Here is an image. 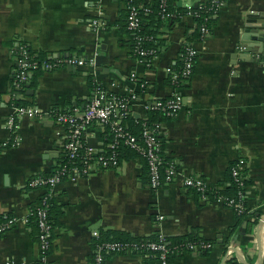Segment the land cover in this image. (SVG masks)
<instances>
[{"label":"crops","instance_id":"crops-1","mask_svg":"<svg viewBox=\"0 0 264 264\" xmlns=\"http://www.w3.org/2000/svg\"><path fill=\"white\" fill-rule=\"evenodd\" d=\"M188 1L197 8L209 0ZM127 4L128 0H0V217L19 220L0 237V264L38 263V237L24 220L43 190L29 182L60 166L66 141L65 128L46 115L22 119V143L9 145L6 120L12 112L14 51L19 44L44 58L74 54L87 61L84 67L40 71L35 88L33 75L21 98L25 104L43 112L83 110L94 93L90 81H95L121 94L136 91L139 97L131 105L130 118L137 121L148 118V105L177 92L167 69L181 62L184 47L198 51L194 75L178 91L183 110L175 118L159 117L156 123L163 155L177 167L176 180L154 192L145 162L134 156L122 160L118 169L61 182L54 193L60 216L54 229L53 264H91L96 232H122L133 238L193 234L212 243L208 250L175 254L174 264H228L230 247L241 264H264V55L257 56V62L241 48L245 35L264 32V0H227L212 17L211 33L204 39L197 38L195 18L182 17L168 32L162 31L167 47L150 66L133 52L131 34L122 28ZM98 7L107 23L101 34L90 27ZM177 7L185 8L180 1ZM132 73L137 75L136 84L130 81ZM86 142L99 153L110 147L101 125L87 130ZM241 161L248 182L250 211L245 216L221 202H204L183 185L185 178L197 177L225 190L232 184V166ZM144 262L140 253L112 254L106 260Z\"/></svg>","mask_w":264,"mask_h":264},{"label":"built area","instance_id":"built-area-1","mask_svg":"<svg viewBox=\"0 0 264 264\" xmlns=\"http://www.w3.org/2000/svg\"><path fill=\"white\" fill-rule=\"evenodd\" d=\"M184 3L188 13L195 19L200 17V11L194 12V8L189 4L188 0H180ZM227 0H209L208 3L197 7L199 10H205L210 14V18L206 17L200 25L201 38L204 39L211 33V21L213 16L218 15L222 8L226 5ZM167 0H163L162 7H167ZM127 29L132 32L137 41L135 52L141 60L145 61V65H151L154 58L147 57L154 51H148L142 48L144 38L140 32L145 24V15H148L150 8L134 4L133 0H128L127 4ZM102 10L98 7V14L90 20L91 30L96 34H101L106 30L107 23L102 19ZM168 14L167 17H170ZM14 55L16 58V69L12 81V112L6 120V128L10 134L9 145L18 147L22 143L20 133L21 120L27 119H43L46 115L51 116L58 126L64 127L66 130V141L64 145V159L72 162L73 167L69 170L60 165L56 170V174L50 178L38 177L33 178L29 182V186L34 189L44 190V186L49 185L51 190L48 192L54 195L56 187L63 182V176L67 179L76 176L90 177L93 174L120 167L119 150L126 147L145 160L148 167L149 181L151 189L157 192L164 186L173 183L178 175V170L173 162L164 164L163 147L161 144V130L159 125L152 127L143 124L142 131L139 135L130 130L127 120L131 117V105L137 101L139 95L132 89L125 94L115 92L109 88L94 81V93L86 105L81 108L58 109L53 108L48 112H43L34 105H19L18 100L24 96L26 86L30 84L32 76L37 70L41 72H53L68 66L84 67L87 61L79 55H63L49 56L48 58L39 60L36 53H32L27 45L19 44ZM182 71L170 67L167 69L171 84L176 88L172 96L166 99L156 100L147 106V111L155 110L160 112V117L166 116L175 118L184 108L182 95L178 92L182 90L193 77L195 65L198 59V51L191 45L184 47ZM147 59V60H146ZM91 66L95 65L92 61ZM131 83L136 84L138 78L136 73H132L130 77ZM144 88V85H141ZM93 125H101L111 136L109 149L106 152L99 153L89 147L86 142V132ZM244 161L236 163L232 166L231 177L232 184L237 187L235 197L229 198L222 196L218 190L212 187L207 181L197 177H187L183 180V185L199 195L204 202H221L225 207L233 209L239 216H244L249 212L246 203L247 175L242 170L241 164ZM30 212H28L24 223H28ZM40 234L38 237L39 259L40 264H53L51 262V251L53 248L54 230L48 221V214L45 209L38 212ZM163 219V217H160ZM19 224V220L14 216H4L0 221V237L11 231ZM100 233H94L96 241L93 245V258L91 264H106L107 256L112 254H128L140 253L142 249L161 252L156 264H168L167 258L169 250L165 244L149 243L138 245L127 242H103L100 239ZM212 244L187 246L188 250H208ZM179 253L174 251V254ZM236 251L229 248L226 258L231 260L235 258Z\"/></svg>","mask_w":264,"mask_h":264},{"label":"trees","instance_id":"trees-1","mask_svg":"<svg viewBox=\"0 0 264 264\" xmlns=\"http://www.w3.org/2000/svg\"><path fill=\"white\" fill-rule=\"evenodd\" d=\"M179 1L180 0H167L168 6L164 9L162 7L163 0H151V1L149 0L146 2L144 0H133L134 4L137 5L138 7L144 6V7L150 8L151 10V12L148 15H145L144 17L145 24L143 25V28L140 32L141 36L144 38V41L142 43V48L148 51H154L152 54H150L147 57L148 59L156 58L158 54H160L161 50L167 47L166 41L162 39L163 32H165L164 30L168 32L176 22L180 21L182 17L189 14L186 8L177 7V3ZM193 11L194 12L200 11V17L195 19L197 23L196 35H197V38H200L201 36L200 25L206 17L210 18V14L205 10L203 11L197 8H194ZM174 13L176 14L175 17L173 16ZM168 14H171V16L167 17ZM125 17L127 18V11H126V15L124 16V18ZM209 21L212 22L213 18H211ZM121 25H122V28H125L126 31L131 34L130 37H131V42H132V48H133V52H135L137 41L135 40L134 34L127 29L126 20L124 23H121ZM43 59L45 58L40 55L39 60L42 61ZM181 59H182L181 62H178L177 65L174 66V68L180 72L182 71L183 63H184L183 57H181ZM39 74H40V70H37L34 73L33 82L31 84L32 88L36 87V82H34V80L36 79L35 77H37ZM90 86L92 89L95 88L93 81L92 82L90 81ZM182 87L184 88L185 86H182ZM17 103L19 105L21 104L27 105L22 100H18ZM147 114H148V118L145 121L143 120L137 121L134 118L133 119L129 118L127 120L128 122L127 124L129 125L130 130L133 133L139 135L142 131L143 124H148L152 127H155L160 117V112L155 111V110H151V111L149 110ZM162 117L169 118L166 116H162ZM109 137L111 141V136L109 135ZM160 140H161V144L163 147L164 142L161 137H160ZM134 156H138V154L126 147H123L119 150L120 164L122 163V160H125V159L128 160ZM143 161L145 162V160ZM168 163H169V160L166 159L164 156V164L166 165ZM60 165L64 166L68 170L73 167L72 162L66 159H63L62 161H60ZM146 167H147V164H146ZM57 169L58 167H56V169H54L50 173L39 174V175L34 176L33 178H38V177H44L46 179L50 178L56 174ZM147 170H148V167H147ZM230 178H231L230 182L232 183L231 175H230ZM62 179L66 180L67 177L63 176ZM246 184L248 185V182ZM44 190L45 191L43 192L41 198L39 199L38 204L36 206H30V209H29L30 215L28 218L29 220H28L27 225L29 227H32L34 231V235L36 237H39V234H40L39 218H38V212L40 209H45L47 211L48 221H49V224L52 226L53 230L55 229L57 219L60 216V206L56 203L54 195H51L50 193H48L51 190V187L49 185H46L44 186ZM218 193L222 196L232 198V197H235L237 194V187L231 184L225 190H218ZM248 213L249 212H247V214ZM3 219H4V216L0 217V221H2ZM100 239L103 242H127V243H133V244H138V245H144V244L147 245L149 243H157V244L163 243L165 244L166 248L169 250L168 258H167L168 264H174V257H175L174 251H178L179 254H182L184 249L188 250L187 246H189L190 244H194V245L212 244L210 241L204 240L200 237H196L193 234H190L187 236H181V237L179 236V237H167V238H164L158 234H155L151 237L133 238L129 236L128 234H125L122 232H102L100 235ZM140 254H142L145 258V262L143 264H149L150 260H153L154 262H156L157 259H159L161 252L142 249L140 251ZM37 264H40V262H38ZM228 264H241V263L235 257L229 260Z\"/></svg>","mask_w":264,"mask_h":264},{"label":"water","instance_id":"water-1","mask_svg":"<svg viewBox=\"0 0 264 264\" xmlns=\"http://www.w3.org/2000/svg\"><path fill=\"white\" fill-rule=\"evenodd\" d=\"M241 45L243 54L247 58L251 57L249 55H253L254 58L250 59L258 62L259 59L257 56L264 55V32L258 30L257 32L252 33V35H245V40L243 39V43ZM68 70H72V68L70 67Z\"/></svg>","mask_w":264,"mask_h":264}]
</instances>
